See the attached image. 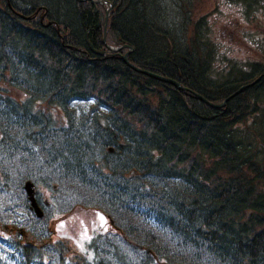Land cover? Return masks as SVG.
I'll return each mask as SVG.
<instances>
[{"label": "trees", "instance_id": "trees-1", "mask_svg": "<svg viewBox=\"0 0 264 264\" xmlns=\"http://www.w3.org/2000/svg\"><path fill=\"white\" fill-rule=\"evenodd\" d=\"M104 2L0 0V264H264V65L220 52L197 0L170 25L156 0ZM107 8V42L137 67L214 104L248 87L215 108L134 71L104 46ZM76 208L111 230L68 257L50 222Z\"/></svg>", "mask_w": 264, "mask_h": 264}, {"label": "rangeland", "instance_id": "rangeland-1", "mask_svg": "<svg viewBox=\"0 0 264 264\" xmlns=\"http://www.w3.org/2000/svg\"><path fill=\"white\" fill-rule=\"evenodd\" d=\"M156 1L158 8H151L149 11L158 12L163 24L170 25L174 17L175 0ZM105 9L106 6L100 7L102 16ZM195 13L196 19H209L211 29L214 30L212 38L219 45L220 52L238 61H259L264 65V13L260 14L258 19L252 20V16L248 17L246 11L228 4L227 0H197ZM108 43L110 42H107L106 34L104 46L117 48L114 47L116 44L110 43L111 46ZM107 47V52L110 53ZM215 67L219 69L222 66L217 64ZM10 95L17 100L25 99L24 93L13 88H10ZM53 115L56 120L64 118L56 109ZM40 192L44 200H50L49 192L42 188ZM50 227L53 232L52 241L63 242L68 257L85 253L86 245L96 231L111 230L109 220L100 211L86 208H76L68 216L55 217L50 222ZM7 231L9 228L0 227V235L7 237Z\"/></svg>", "mask_w": 264, "mask_h": 264}, {"label": "water", "instance_id": "water-1", "mask_svg": "<svg viewBox=\"0 0 264 264\" xmlns=\"http://www.w3.org/2000/svg\"><path fill=\"white\" fill-rule=\"evenodd\" d=\"M79 1H83V2H86V1H89L92 5H93V8H94V14H97L98 13V5H104V0H79ZM109 12H110V9L107 10V13H106V16H105V22H104V29H105V34H104V39H103V43H105L106 41V34H107V30H108V20H109ZM89 45L91 46V49L96 52V50H94V47L92 45L91 42H89ZM108 45H106L107 47ZM109 50L111 51H114V52H119L121 51L122 49L124 48H129V51L122 57L125 64L128 65L131 69H133L134 71L138 72V73H141V74H144V75H147L149 77H152V78H155L159 81H162V82H165V83H168V84H171L173 86H175L176 88H178L179 90L181 91H187V92H190V93H194L197 95L198 99H200L201 101H203L204 103L212 106V107H215V108H221V107H224L226 105V103L231 99L233 98L234 96H236L239 92H241L244 88L248 87V85L242 87L238 92H236L235 94H233L232 96L228 97L223 103L221 104H214L208 100H206L203 96L193 92L192 90L186 88V87H183L178 81L174 80V79H171V78H168V77H165V76H161L159 74H155V73H152L150 71H147V70H143L139 67H137L136 65H134L133 63H131L129 61V55L130 53L133 51L132 48L128 47V46H122V47H119V48H112L110 46L107 47ZM97 54H104L103 52H96ZM261 79V76L255 81L253 82L252 84L258 82L259 80ZM250 84V85H252ZM25 189L28 193V196H29V200L31 202V205H32V208L34 209L35 213L39 216V217H42L43 216V212L40 208V206L38 205V202L36 200V197H35V186L33 183L31 182H28L25 186Z\"/></svg>", "mask_w": 264, "mask_h": 264}, {"label": "bare ground", "instance_id": "bare-ground-1", "mask_svg": "<svg viewBox=\"0 0 264 264\" xmlns=\"http://www.w3.org/2000/svg\"><path fill=\"white\" fill-rule=\"evenodd\" d=\"M153 73V72H152Z\"/></svg>", "mask_w": 264, "mask_h": 264}]
</instances>
